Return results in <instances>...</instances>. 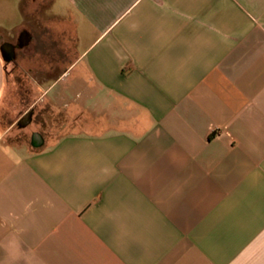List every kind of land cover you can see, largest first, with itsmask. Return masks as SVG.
<instances>
[{"label":"crops","instance_id":"crops-1","mask_svg":"<svg viewBox=\"0 0 264 264\" xmlns=\"http://www.w3.org/2000/svg\"><path fill=\"white\" fill-rule=\"evenodd\" d=\"M0 264H264V0H0Z\"/></svg>","mask_w":264,"mask_h":264},{"label":"rangeland","instance_id":"rangeland-1","mask_svg":"<svg viewBox=\"0 0 264 264\" xmlns=\"http://www.w3.org/2000/svg\"><path fill=\"white\" fill-rule=\"evenodd\" d=\"M10 76H9V79H10V87L11 89L12 88H15L16 85H17V81H18V72H17V68H16V64H15V67L14 68H11L10 70ZM13 95H11V99L14 101H17V99L19 100V97L16 95L17 93H11ZM35 97L34 96H30V97H26V102L27 103H30L33 101ZM35 130H40L43 134L46 132V129L45 128H37Z\"/></svg>","mask_w":264,"mask_h":264},{"label":"water","instance_id":"water-1","mask_svg":"<svg viewBox=\"0 0 264 264\" xmlns=\"http://www.w3.org/2000/svg\"><path fill=\"white\" fill-rule=\"evenodd\" d=\"M1 51H2L3 55L5 56V58H8L7 56L12 55L11 52H10L11 48L8 45L3 46L1 48Z\"/></svg>","mask_w":264,"mask_h":264}]
</instances>
